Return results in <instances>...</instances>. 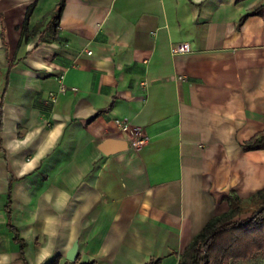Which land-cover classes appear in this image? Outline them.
Segmentation results:
<instances>
[{
  "label": "crops",
  "instance_id": "obj_1",
  "mask_svg": "<svg viewBox=\"0 0 264 264\" xmlns=\"http://www.w3.org/2000/svg\"><path fill=\"white\" fill-rule=\"evenodd\" d=\"M58 2L0 0V264L24 263L9 188L26 264L75 242L78 264H177L227 195L264 188V149L243 148L264 131V16L240 21L264 0H65L54 24Z\"/></svg>",
  "mask_w": 264,
  "mask_h": 264
},
{
  "label": "trees",
  "instance_id": "obj_2",
  "mask_svg": "<svg viewBox=\"0 0 264 264\" xmlns=\"http://www.w3.org/2000/svg\"><path fill=\"white\" fill-rule=\"evenodd\" d=\"M65 0H59L53 11L52 22L58 20ZM264 16V6L255 8L251 13L242 16ZM244 150L264 149V131L250 138L243 144ZM229 205L227 212L209 219L206 225L195 234L192 241L183 249L177 264H238L258 254H264V188L241 200L235 193L224 198ZM11 188L7 192L5 212L8 215L7 227L13 232V240L20 247V255L24 258L25 241L19 237L18 231L10 224ZM58 257L49 264H57ZM159 260H150L146 264H157ZM66 264H78L69 261ZM93 264V262L80 263Z\"/></svg>",
  "mask_w": 264,
  "mask_h": 264
},
{
  "label": "built area",
  "instance_id": "obj_3",
  "mask_svg": "<svg viewBox=\"0 0 264 264\" xmlns=\"http://www.w3.org/2000/svg\"><path fill=\"white\" fill-rule=\"evenodd\" d=\"M170 52L173 55H182L190 52V46L188 43H179V44H172L170 47ZM86 54H90V51L87 50ZM62 79V78H61ZM67 90L66 86L60 80V86L58 88V94L64 93ZM73 91L75 90L72 89ZM52 101L56 102V96H52ZM114 123L119 127L121 133L126 138L128 144L131 148L139 149L142 147L146 141L147 137L142 134V128L136 125H131L128 121L124 119H115Z\"/></svg>",
  "mask_w": 264,
  "mask_h": 264
},
{
  "label": "water",
  "instance_id": "obj_4",
  "mask_svg": "<svg viewBox=\"0 0 264 264\" xmlns=\"http://www.w3.org/2000/svg\"><path fill=\"white\" fill-rule=\"evenodd\" d=\"M114 143L118 144L119 141H113ZM105 144H109V143H105ZM77 248H78V243L75 242L73 243V245L71 246V248L67 251V254H66V259L68 261H75L76 260V257H77Z\"/></svg>",
  "mask_w": 264,
  "mask_h": 264
},
{
  "label": "rangeland",
  "instance_id": "obj_5",
  "mask_svg": "<svg viewBox=\"0 0 264 264\" xmlns=\"http://www.w3.org/2000/svg\"><path fill=\"white\" fill-rule=\"evenodd\" d=\"M238 264H264V254H258L245 261H239Z\"/></svg>",
  "mask_w": 264,
  "mask_h": 264
}]
</instances>
